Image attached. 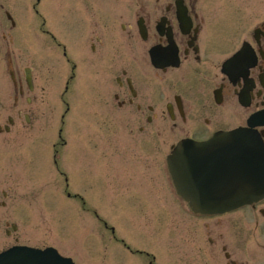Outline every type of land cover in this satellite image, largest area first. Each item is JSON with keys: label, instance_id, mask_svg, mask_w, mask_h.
Returning a JSON list of instances; mask_svg holds the SVG:
<instances>
[{"label": "flooded vegetation", "instance_id": "1", "mask_svg": "<svg viewBox=\"0 0 264 264\" xmlns=\"http://www.w3.org/2000/svg\"><path fill=\"white\" fill-rule=\"evenodd\" d=\"M207 24L199 0H0V163L13 129L34 141L52 122L48 97L64 73L67 93L77 77H100L105 121L128 131L151 180L156 147L167 157L182 140L243 131L264 150V20L241 38ZM162 173L166 194L149 184L146 196L186 206ZM194 217L199 264H264V197Z\"/></svg>", "mask_w": 264, "mask_h": 264}, {"label": "rangeland", "instance_id": "2", "mask_svg": "<svg viewBox=\"0 0 264 264\" xmlns=\"http://www.w3.org/2000/svg\"><path fill=\"white\" fill-rule=\"evenodd\" d=\"M199 6L208 29L221 27L227 36L244 37L264 20V0H199ZM67 75H60L57 90L51 86L52 122L40 137L26 141L17 126L1 157L0 252L22 245L52 247L75 264H199V218L146 196L149 184L153 193L166 194L168 149L156 147L149 179L146 163L130 150L128 131L105 121L100 77H77L67 93ZM54 142L63 144L53 151Z\"/></svg>", "mask_w": 264, "mask_h": 264}, {"label": "water", "instance_id": "3", "mask_svg": "<svg viewBox=\"0 0 264 264\" xmlns=\"http://www.w3.org/2000/svg\"><path fill=\"white\" fill-rule=\"evenodd\" d=\"M199 150L210 151L205 157L210 164L201 170ZM185 158L190 162L185 161ZM220 158L230 161L227 165L220 166ZM168 165L178 193L188 201L195 213H223L264 196V152L261 141L241 132H232L203 144L183 141L175 148ZM204 200L208 202H203ZM12 229L16 230V227L12 226ZM0 264L73 262L61 257L52 248L39 250L15 246L0 254Z\"/></svg>", "mask_w": 264, "mask_h": 264}]
</instances>
